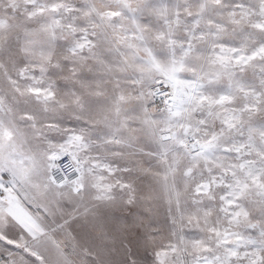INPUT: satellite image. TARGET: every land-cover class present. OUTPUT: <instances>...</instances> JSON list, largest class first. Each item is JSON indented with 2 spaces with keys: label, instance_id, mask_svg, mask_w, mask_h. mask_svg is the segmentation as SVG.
<instances>
[{
  "label": "snow or ice",
  "instance_id": "snow-or-ice-1",
  "mask_svg": "<svg viewBox=\"0 0 264 264\" xmlns=\"http://www.w3.org/2000/svg\"><path fill=\"white\" fill-rule=\"evenodd\" d=\"M0 264H264V0H0Z\"/></svg>",
  "mask_w": 264,
  "mask_h": 264
}]
</instances>
